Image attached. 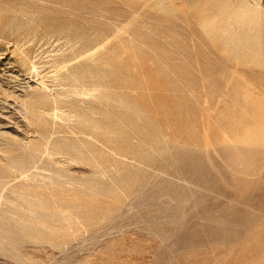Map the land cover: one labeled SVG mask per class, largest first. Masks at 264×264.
<instances>
[{"label": "rangeland", "instance_id": "374dc122", "mask_svg": "<svg viewBox=\"0 0 264 264\" xmlns=\"http://www.w3.org/2000/svg\"><path fill=\"white\" fill-rule=\"evenodd\" d=\"M259 48L264 0H0V264H264Z\"/></svg>", "mask_w": 264, "mask_h": 264}, {"label": "bare ground", "instance_id": "6f19581e", "mask_svg": "<svg viewBox=\"0 0 264 264\" xmlns=\"http://www.w3.org/2000/svg\"><path fill=\"white\" fill-rule=\"evenodd\" d=\"M127 21V19L120 20L119 24L116 25L115 29H113V31H111L110 33H102V37L100 36L99 39L95 40L91 45H85L81 50L77 49L74 50L73 52H71L72 54H75L74 56L79 57L80 55L83 54H87L90 53V55H93L95 52H97L100 48L104 47L105 44L110 40L113 39L115 37L120 36L121 34H123L126 31V28L129 26V22H125ZM261 39V38H260ZM260 41H258L259 43ZM257 42H255V46L258 44ZM74 46V45H73ZM72 47V46H71ZM95 51V52H93ZM72 59V57L69 56H64L61 58V60L58 61V65L60 66V68H66L67 67V62L70 61ZM73 59V60H76ZM72 63V62H71ZM33 64V62H32ZM35 65V64H34ZM55 65V64H54ZM58 66V67H59ZM34 66L32 65L31 68H33ZM36 67V66H35ZM55 67V66H52ZM48 68V67H47ZM57 69V68H56ZM68 69V68H67ZM50 70V69H49ZM36 71V70H35ZM53 71V70H52ZM55 71V69H54ZM51 72V71H50ZM59 72V71H58ZM36 73V72H35ZM72 77H73V81L74 83L78 84L83 82V80L81 79L82 77H79L78 74L75 73H71ZM58 76V75H56ZM60 76V75H59ZM42 77V76H41ZM40 77V78H41ZM44 78V77H43ZM42 80V79H41ZM44 81V79L42 80ZM40 82V81H39ZM45 82V81H44ZM43 82V83H44ZM41 83V84H43ZM72 85V84H71ZM74 85V84H73ZM45 86H49L47 83L45 84ZM44 85L42 86L43 88L45 87ZM76 86V85H75ZM85 87V86H84ZM88 87V86H87ZM74 90V88H72ZM81 89V88H80ZM88 90V88H86ZM83 91V90H82ZM89 91L91 92V90L89 89ZM79 92V91H78ZM81 92V91H80ZM86 92V91H85ZM84 92V93H85ZM89 92V93H90ZM76 93V91H75ZM87 92V95L89 94ZM80 95H83L80 93ZM86 95V93L84 94V96ZM89 96V95H88ZM58 106V105H57ZM61 106V105H60ZM59 106V107H60ZM64 106H62L63 108ZM52 108V107H51ZM55 108V105H54ZM60 109V108H58ZM68 108H66L67 110ZM53 110V109H52ZM65 110V112H66ZM61 111V110H59ZM64 111V110H63ZM255 130H264V50L262 48H259L258 50H255ZM72 112V111H71ZM53 113L55 114V109L53 111ZM63 113V112H62ZM61 113V114H62ZM70 113V111H69ZM68 114V113H67ZM59 115V114H58ZM57 115V116H58ZM70 115V114H69ZM68 115V116H69ZM61 116V115H60ZM63 116V115H62ZM81 116V115H79ZM60 118V117H59ZM261 143L259 151L264 153V132L259 134H255V151L258 148V144ZM68 158H75L72 155L68 156ZM75 160V159H73ZM58 161V160H57ZM68 161V160H67ZM25 171V170H24ZM23 174V171L21 172L20 175ZM27 175V174H26ZM23 176V175H22ZM21 177V176H20ZM24 178V177H23ZM26 178V176H25ZM26 206V205H25ZM262 263V262H261ZM252 264H255L252 263Z\"/></svg>", "mask_w": 264, "mask_h": 264}]
</instances>
